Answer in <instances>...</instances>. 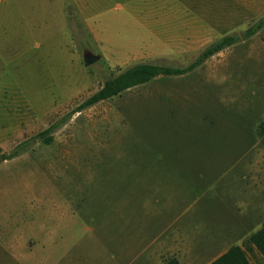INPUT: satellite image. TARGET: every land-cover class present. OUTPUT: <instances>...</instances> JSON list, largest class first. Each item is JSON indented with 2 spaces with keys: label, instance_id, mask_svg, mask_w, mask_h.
Masks as SVG:
<instances>
[{
  "label": "rangeland",
  "instance_id": "rangeland-1",
  "mask_svg": "<svg viewBox=\"0 0 264 264\" xmlns=\"http://www.w3.org/2000/svg\"><path fill=\"white\" fill-rule=\"evenodd\" d=\"M176 2L70 0L66 21L61 0H1L0 148L59 127L0 166V264H214L235 248L264 264V28L242 38L264 0ZM226 36L241 40L195 72L74 113L126 69L185 67Z\"/></svg>",
  "mask_w": 264,
  "mask_h": 264
},
{
  "label": "trees",
  "instance_id": "trees-1",
  "mask_svg": "<svg viewBox=\"0 0 264 264\" xmlns=\"http://www.w3.org/2000/svg\"><path fill=\"white\" fill-rule=\"evenodd\" d=\"M263 28L264 18L249 27L243 33L242 38L245 40H250ZM240 40L241 39L237 36H226L221 38L220 40L209 45L193 63L185 67L163 66L149 63L136 64L126 69L119 75L106 80L103 86L96 93H94L76 108L74 113L86 111L102 102L112 100L129 90L149 84L160 78L187 76L203 66L212 57L228 48L237 45ZM58 127L59 125L51 126L49 129L40 133L36 137L19 143L10 152H5L0 148V166L4 162H10L26 154L39 139H41L46 145H51L54 140L52 134ZM261 235H256L252 241L254 246H256L259 252L264 256V236ZM214 264H249V262L245 253L241 249L235 248L230 251L228 255L222 257Z\"/></svg>",
  "mask_w": 264,
  "mask_h": 264
},
{
  "label": "crops",
  "instance_id": "crops-1",
  "mask_svg": "<svg viewBox=\"0 0 264 264\" xmlns=\"http://www.w3.org/2000/svg\"><path fill=\"white\" fill-rule=\"evenodd\" d=\"M79 1V0H78ZM0 2H1V0H0ZM70 3V0H61V9H62V12H63V14H64V17L66 18V21H67V19H68V16H66L67 15V13H66V5L67 4H69ZM143 3L144 4H147V6L148 7H150V8H147V10H149V12H148V14L151 16L152 14H153V16L155 15V14H157L158 12H159V10L161 9V11L164 9V7L165 6H176V5H178V6H180L181 5V3L180 4H177V2H176V0H143ZM76 5H78L77 4V2L75 3ZM130 4H132V1H130ZM188 6H191V4H189L188 2L186 3ZM150 16H148V17H150ZM148 17L147 18H144V19H141L142 20V23H148L147 22V19H148ZM67 23H69V22H67ZM142 27H146V28H148V26L147 25H142ZM70 38H72V33H71V35H69V39ZM252 248H254V247H252ZM255 250H256V248H254ZM1 251V250H0ZM3 252H6V251H3ZM15 254H17L18 255V253L17 252H10V255H14V257H13V259L15 260ZM20 257L19 256H17V258H16V261H20V259H19ZM47 261H45L43 264H48V263H46ZM248 262H249V264H251V262L248 260ZM19 264H21L20 262H19ZM40 264V263H39ZM42 264V263H41Z\"/></svg>",
  "mask_w": 264,
  "mask_h": 264
},
{
  "label": "water",
  "instance_id": "water-1",
  "mask_svg": "<svg viewBox=\"0 0 264 264\" xmlns=\"http://www.w3.org/2000/svg\"><path fill=\"white\" fill-rule=\"evenodd\" d=\"M102 59L101 56L93 55L89 51L84 52V64L86 67H91Z\"/></svg>",
  "mask_w": 264,
  "mask_h": 264
}]
</instances>
